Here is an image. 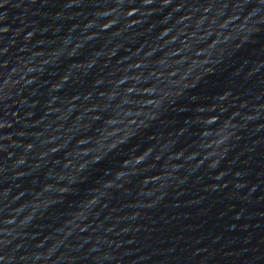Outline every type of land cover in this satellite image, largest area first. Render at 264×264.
<instances>
[{"label": "water", "instance_id": "water-1", "mask_svg": "<svg viewBox=\"0 0 264 264\" xmlns=\"http://www.w3.org/2000/svg\"><path fill=\"white\" fill-rule=\"evenodd\" d=\"M0 264H264V0H0Z\"/></svg>", "mask_w": 264, "mask_h": 264}]
</instances>
